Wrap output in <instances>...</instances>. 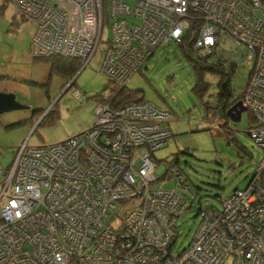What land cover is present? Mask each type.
I'll use <instances>...</instances> for the list:
<instances>
[{
  "label": "built area",
  "instance_id": "1",
  "mask_svg": "<svg viewBox=\"0 0 264 264\" xmlns=\"http://www.w3.org/2000/svg\"><path fill=\"white\" fill-rule=\"evenodd\" d=\"M3 1L35 25L33 58L85 68L102 46L99 70L118 88L191 29L196 56L243 48L251 70L240 102L263 157L173 256L176 222L194 194L173 166L156 177L152 155L171 138L172 115L146 101L97 102L90 128L52 146L24 142L2 172L0 264H264V0ZM60 29L63 42H52ZM170 178L177 189L152 187Z\"/></svg>",
  "mask_w": 264,
  "mask_h": 264
},
{
  "label": "rangeland",
  "instance_id": "2",
  "mask_svg": "<svg viewBox=\"0 0 264 264\" xmlns=\"http://www.w3.org/2000/svg\"><path fill=\"white\" fill-rule=\"evenodd\" d=\"M14 16L15 10L9 5L0 11V92L14 94L26 108L0 115V182L2 172L9 168L15 151L24 142L29 147L52 146L90 128L95 120L96 97L107 96L109 87L108 79L99 70L102 46L89 65L66 80L50 73L49 64L39 60L43 58H33L30 45L35 25L23 21L11 27ZM109 37L106 26L102 40ZM244 53L243 48L233 54L228 48L221 52L224 59L236 66L231 82L235 97L241 94L251 70L242 56ZM73 79L74 85L65 91ZM195 79L179 48L170 43L156 48L141 73L129 84V89L142 91L140 97L144 101L172 115L169 124L172 136L166 146L154 153L160 161L156 177L169 168L176 156L178 162L174 167L197 194L192 208L176 222L173 256L191 243L202 211L208 207L221 210L220 200L235 189H243L263 157L248 135L252 121L247 111L237 122L223 120L210 124L205 120L204 105L215 103L218 77L204 74L203 81L208 87L201 97L193 92ZM50 109L52 112L48 113ZM33 110L41 113L33 117ZM43 115L44 120L39 124ZM216 117L213 114L212 118ZM152 187L173 191L177 183L170 178L159 180Z\"/></svg>",
  "mask_w": 264,
  "mask_h": 264
},
{
  "label": "trees",
  "instance_id": "3",
  "mask_svg": "<svg viewBox=\"0 0 264 264\" xmlns=\"http://www.w3.org/2000/svg\"><path fill=\"white\" fill-rule=\"evenodd\" d=\"M7 6H8L7 3H5L3 0H0V11H2ZM23 21H29V20L22 13L15 11V16L13 17V19L10 23V26L11 27H17L18 22H23ZM195 30H197V29H195ZM195 30H192V29L188 30L187 32H185V35L183 36V39L180 43H178V44L173 43V44H175L179 48V51L185 57L186 61L189 63V65L191 66V68L193 69V71L195 73L196 79H195V85L193 87V92L195 94H197L199 97H201L206 92L207 87H208V84L203 81L204 74L210 73V74L217 75V77H218V81L216 84L217 93L215 94V98H214L215 103L210 104L207 102L204 105L205 120L210 124H213L217 121L221 122L223 120L231 121L229 116L227 115V111L235 103H237L241 99V94L238 97H235L232 93V90H231V82H232L233 76H234L235 71H236V66L233 62H229L228 60L224 59L222 57V55H219V56L211 55V56H205V57L196 56L195 51L193 49V43L195 41V36H196V33L194 32ZM169 44H167V45H169ZM155 51H154V53H155ZM153 54L150 57H152ZM39 60L49 64L50 73H56L60 76H63L64 78H66V80H71L76 75V73H78V71L81 68V64L78 61H76L75 59H69V58H62V57L54 56V57H49L46 59L43 58V59H39ZM249 76H250V73H249ZM249 76H248V79H249ZM248 79H247V81H248ZM73 85H74V82H72L71 85L67 89H69ZM244 86H245V84H244ZM107 89H108L107 96H105V97L100 96V95L97 96L96 102L113 101L116 104H126L127 105V104H131V103L144 101L140 97V93L142 91L131 90V89H129V85L126 87H123V88H118V87L110 86V83H109V87ZM52 108H54V106ZM157 108H159V107H157ZM40 111L41 110H33L31 112L32 116L33 117L38 116V114L41 113ZM49 112H52V109H50L48 111V113ZM213 114L217 115V117L212 118ZM46 116H49V114H47ZM249 116H251L250 118H251L252 127H253L256 124L254 122L255 120L251 114H249ZM43 120L44 119H42L39 124H41L43 122ZM13 125H17V123L13 124ZM222 126H226V124H224ZM252 127H250L248 130L249 136H250V130L252 129ZM250 138H251V136H250ZM152 156L154 159H156L155 154H153ZM156 161L158 163L160 162L157 159H156ZM177 162H178V159L175 156V158L173 159V161L169 167H171V166L174 167V165ZM178 174L180 175V177H182L184 179L185 183L187 184V178L184 177L182 175V173H180L179 171H178ZM251 177H250L249 181L251 180ZM165 180H167V179H164L163 181H165ZM187 186H189V185L187 184ZM190 189H191L192 193L194 194V199H195L197 194L193 191V189L191 187H190ZM237 190H242V189H235L234 191H237ZM234 191H232V193ZM230 195H228V196H230ZM227 197H225V198H227ZM224 199L220 200L221 206H222V202ZM193 201L191 202L189 209L192 208ZM210 209L218 210V209H215L214 207H208V208H205L202 212H204L206 210H210ZM200 212H201V209L198 210L197 214H199Z\"/></svg>",
  "mask_w": 264,
  "mask_h": 264
},
{
  "label": "water",
  "instance_id": "4",
  "mask_svg": "<svg viewBox=\"0 0 264 264\" xmlns=\"http://www.w3.org/2000/svg\"><path fill=\"white\" fill-rule=\"evenodd\" d=\"M78 73H80V71ZM73 81L74 79L72 80V82ZM71 83L67 86V88L71 85ZM67 88L65 89V91L67 90ZM25 108L26 106L20 104L16 100L14 94L0 92V115L12 111L23 110ZM243 112H246V110L242 107L241 102L238 101L227 111V115L229 116L231 121L237 122L240 120Z\"/></svg>",
  "mask_w": 264,
  "mask_h": 264
},
{
  "label": "bare ground",
  "instance_id": "5",
  "mask_svg": "<svg viewBox=\"0 0 264 264\" xmlns=\"http://www.w3.org/2000/svg\"><path fill=\"white\" fill-rule=\"evenodd\" d=\"M61 31L62 30L60 29L59 34L55 35L54 39H52V42L59 43V44L63 42V37H62V32Z\"/></svg>",
  "mask_w": 264,
  "mask_h": 264
},
{
  "label": "flooded vegetation",
  "instance_id": "6",
  "mask_svg": "<svg viewBox=\"0 0 264 264\" xmlns=\"http://www.w3.org/2000/svg\"><path fill=\"white\" fill-rule=\"evenodd\" d=\"M46 59V58H45ZM76 61H78L79 62V60L78 59H75ZM80 63V62H79ZM45 115V114H44ZM44 115H43V117L41 118V120L44 118Z\"/></svg>",
  "mask_w": 264,
  "mask_h": 264
}]
</instances>
